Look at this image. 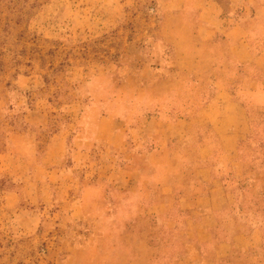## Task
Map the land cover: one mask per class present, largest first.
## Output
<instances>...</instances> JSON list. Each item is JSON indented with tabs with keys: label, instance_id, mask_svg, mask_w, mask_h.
Returning a JSON list of instances; mask_svg holds the SVG:
<instances>
[{
	"label": "rangeland",
	"instance_id": "obj_1",
	"mask_svg": "<svg viewBox=\"0 0 264 264\" xmlns=\"http://www.w3.org/2000/svg\"><path fill=\"white\" fill-rule=\"evenodd\" d=\"M188 1L0 0V153L11 152L12 138L22 132L28 138L30 130L41 142L39 157L53 133L70 136L64 190L46 196L43 174L17 185L0 171V264L172 263L173 255L160 250L169 228L164 200L148 190H120L105 178L83 192L78 182L86 174L74 168V146L79 133L96 138L127 128L147 136L161 127L160 117L198 112L213 98L215 77L204 72L218 68L219 47L202 31V18L212 12H196ZM230 15L213 13L237 16ZM258 76L264 85V73ZM239 88L232 89L236 97ZM32 110L49 115L48 131L30 129ZM258 110L242 146L257 153L244 161L259 166L264 180V105ZM197 131L214 134L211 126ZM12 192L18 200L6 197ZM256 201L264 212V190Z\"/></svg>",
	"mask_w": 264,
	"mask_h": 264
},
{
	"label": "crops",
	"instance_id": "obj_2",
	"mask_svg": "<svg viewBox=\"0 0 264 264\" xmlns=\"http://www.w3.org/2000/svg\"><path fill=\"white\" fill-rule=\"evenodd\" d=\"M188 4L196 12H212L202 18V31L206 42L219 47L218 68L204 72L208 79L215 77V95L198 112L160 117L161 127L147 136L127 128L124 133L111 129L96 138L77 134L74 168L79 166L86 174L78 188L88 191L93 180L105 178L120 190L133 194L138 188L148 190V196L164 200L160 206L169 228L160 250L174 258L172 263L157 264H264V221H254L264 220L256 201L264 180L259 166L244 161L257 153L242 146L264 105V85L258 76L264 73V0H189ZM224 11L237 16H213ZM236 87H240L237 97L232 90ZM241 92L249 97L248 103L240 100ZM26 120L30 129L51 127L49 115L38 110L29 111ZM201 126H211L213 137L198 133ZM26 134L12 138L11 152L0 153V171L17 185L43 174L45 188L51 191L46 196L64 190L70 178V136L62 129L53 133L39 157L37 134L32 130L28 138ZM22 172L29 173L24 181ZM13 193L6 197L18 200L19 192Z\"/></svg>",
	"mask_w": 264,
	"mask_h": 264
}]
</instances>
